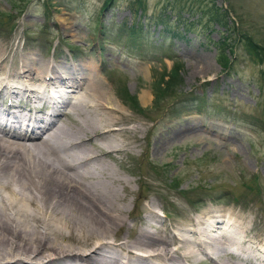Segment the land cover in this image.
<instances>
[{
    "label": "rangeland",
    "instance_id": "obj_1",
    "mask_svg": "<svg viewBox=\"0 0 264 264\" xmlns=\"http://www.w3.org/2000/svg\"><path fill=\"white\" fill-rule=\"evenodd\" d=\"M103 2L0 0V61L35 59L60 70L94 67L101 90L128 119L125 126L138 128L129 132L127 153L104 159L129 182L121 191L128 223L144 217L150 203L154 222L181 233L172 226L184 215L213 208L246 216L248 236H263L264 60L248 52L242 33L264 44V0H112L102 7ZM215 12L224 14L226 24L211 18ZM225 35L236 55L224 49L233 57L230 69L218 60ZM203 64L211 68L193 70ZM171 68L179 69L172 84L181 94L159 102L151 84L162 88ZM14 83L5 85L12 89ZM144 92L147 103L141 101ZM3 97V105L14 98ZM173 178L179 180L175 189ZM142 222L145 227L148 219Z\"/></svg>",
    "mask_w": 264,
    "mask_h": 264
},
{
    "label": "bare ground",
    "instance_id": "obj_2",
    "mask_svg": "<svg viewBox=\"0 0 264 264\" xmlns=\"http://www.w3.org/2000/svg\"><path fill=\"white\" fill-rule=\"evenodd\" d=\"M29 61H0V101L14 97L17 107L0 108V264H264V235L248 236L246 216L231 210L184 215L178 233L154 222L149 203L128 223L129 182L104 159L127 153L137 126H125L94 67ZM48 87L60 98L52 105ZM28 102L46 108L34 121Z\"/></svg>",
    "mask_w": 264,
    "mask_h": 264
},
{
    "label": "trees",
    "instance_id": "obj_3",
    "mask_svg": "<svg viewBox=\"0 0 264 264\" xmlns=\"http://www.w3.org/2000/svg\"><path fill=\"white\" fill-rule=\"evenodd\" d=\"M111 1L112 0H104V2L102 4L103 5L102 7H105L108 4L110 5V2ZM223 11H224V9H223ZM223 16H224V14L222 12H219V13L215 12V13H213V16L211 18H213L215 21H218V22L220 21V22L226 24L225 21H224V19H223ZM158 21H161V20L158 19ZM166 25H167V22L166 23H163V26H165V29H167L166 31H169L171 28L168 27V26H166ZM128 32L133 37H136V36H134L135 35V31L129 30ZM242 34L244 35V36H242V38L245 40V43H246L248 52L249 53H254V55L256 56L255 59L257 61H259V63L262 62L264 60V44L261 45L258 42L254 41L253 39H251L246 34H244V33H242ZM226 37L227 36L225 35L218 42L219 45L221 47H223V48L220 49V52L218 53L220 55L219 58H218V60L220 61V64H222V65L226 66L228 69H230L231 63H232V58L234 56H236V55L234 54V52L231 49V47L233 46V44H232L233 42L229 43L228 40L226 39ZM224 49H227V52L229 51L230 54H234L233 57L231 56V59L228 58L227 55L224 53ZM175 61H177V60H175ZM178 72H179V69H175V68L172 69L171 68L169 70V72L167 74H165V75H168V77L166 76L167 77L166 78L167 79L166 80V83H165V80H163V82H164V84L166 86L164 85L162 88L160 86L156 85L157 81H154L151 84L152 90H154L155 98H157V101L160 102V99L165 98V96L168 97V100H170V98L175 97V96L176 97H179V95L181 94V92L178 93L177 89L175 88V82H174V84H172V82L174 80H176V82H178V79H179L177 77ZM123 90L124 89L122 88V91ZM158 95H161V96L158 97ZM132 98H130V99H132ZM123 99H124V97H123ZM125 100L127 102L126 104H130V106L135 107V109H137V112H139V111L142 112L143 111L142 110L143 108H141L140 106H138L139 104L135 100L128 101L129 98H125ZM123 102H124V100H123ZM156 106H158V104H156ZM153 167H157V165L152 163V168ZM252 180L254 182L255 188H258V185H257L258 182H257L256 178L254 177V175L252 176ZM178 181L179 180L176 179V178H173V179L169 180V182H171L170 184H173L174 185V188L173 189H175L176 187H179V184H177ZM232 198L234 200H236V198L234 196H232ZM162 211L165 213V209H162Z\"/></svg>",
    "mask_w": 264,
    "mask_h": 264
}]
</instances>
